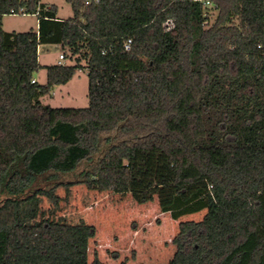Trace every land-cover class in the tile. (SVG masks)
Instances as JSON below:
<instances>
[{
	"label": "trees",
	"instance_id": "1",
	"mask_svg": "<svg viewBox=\"0 0 264 264\" xmlns=\"http://www.w3.org/2000/svg\"><path fill=\"white\" fill-rule=\"evenodd\" d=\"M204 1L212 23L200 0H67L68 19L0 0V264H103L88 260L95 226L33 223L40 197L58 207L79 184L157 198L175 220L206 210L168 264H264V0ZM13 10L38 30L5 31ZM42 45L75 63L42 66ZM80 70L88 107L41 102Z\"/></svg>",
	"mask_w": 264,
	"mask_h": 264
},
{
	"label": "rangeland",
	"instance_id": "2",
	"mask_svg": "<svg viewBox=\"0 0 264 264\" xmlns=\"http://www.w3.org/2000/svg\"><path fill=\"white\" fill-rule=\"evenodd\" d=\"M41 1L57 6L61 19L73 16L72 6L67 0ZM217 14L218 11L210 5L211 23ZM38 23L36 14H11L4 17L3 29L17 33L37 31ZM60 54L66 56L64 63H75L69 50L57 45L40 46L39 63L42 66L56 64ZM82 64L86 63L83 61ZM45 71L42 69L36 73V79ZM40 100L53 108L88 107L89 78L86 70L78 71L69 83L55 87ZM73 179V176L66 177L68 181ZM57 194L60 197L58 207L45 197L39 198V211L33 223L47 220L60 224L85 222L95 226L96 236L89 243V263L97 258L103 264H168L176 251L173 239L179 232L180 223L201 221L207 212L204 210L175 220L169 213L161 211L157 198L153 202L139 204L130 193L93 191L84 184L60 188Z\"/></svg>",
	"mask_w": 264,
	"mask_h": 264
},
{
	"label": "built area",
	"instance_id": "3",
	"mask_svg": "<svg viewBox=\"0 0 264 264\" xmlns=\"http://www.w3.org/2000/svg\"><path fill=\"white\" fill-rule=\"evenodd\" d=\"M200 1H203L204 2V5L206 6V7H208V6H210V2H208V1H204V0H200ZM21 13H25L24 11L23 12H21ZM12 14H16V12L13 10L12 11ZM172 26V23H168V27L170 28ZM131 45H132V40H128L127 42H126V44H125V49L126 50H130V48H131ZM63 61H66V56L64 55V54H60L59 55V65H63V64H65ZM36 82V80H33V83H35Z\"/></svg>",
	"mask_w": 264,
	"mask_h": 264
},
{
	"label": "crops",
	"instance_id": "4",
	"mask_svg": "<svg viewBox=\"0 0 264 264\" xmlns=\"http://www.w3.org/2000/svg\"><path fill=\"white\" fill-rule=\"evenodd\" d=\"M59 18V17H58ZM61 19V18H60ZM56 64H59V61L56 63ZM66 64V63H65ZM53 65H55V64H53ZM40 71H42V69L40 70ZM39 71V72H40ZM42 78L44 79V81H41L42 80ZM35 79H36V77H35ZM37 80V82H43L42 84H46V82H47V72L45 71V73H44V75L41 77L40 76V78L39 79H36ZM59 85H57V86H55V87H58Z\"/></svg>",
	"mask_w": 264,
	"mask_h": 264
}]
</instances>
